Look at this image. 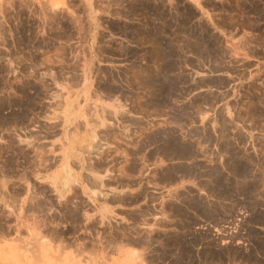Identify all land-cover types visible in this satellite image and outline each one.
Here are the masks:
<instances>
[{"label":"rangeland","instance_id":"obj_1","mask_svg":"<svg viewBox=\"0 0 264 264\" xmlns=\"http://www.w3.org/2000/svg\"><path fill=\"white\" fill-rule=\"evenodd\" d=\"M0 264H264V0H0Z\"/></svg>","mask_w":264,"mask_h":264},{"label":"crops","instance_id":"obj_2","mask_svg":"<svg viewBox=\"0 0 264 264\" xmlns=\"http://www.w3.org/2000/svg\"><path fill=\"white\" fill-rule=\"evenodd\" d=\"M131 42L129 41V40H127L126 41V45L127 46H132V44H130ZM127 89H129V88H127ZM134 103L133 102H130L128 99L126 100V102H124V105L128 108V110H129V108H130V106L131 105H133ZM27 219V218H26ZM83 219V222L84 221H86V218H82ZM96 219V218H95ZM91 218H89V220H88V224H91ZM43 235V234H42ZM46 237L48 238L49 237V234H46ZM41 250H43V249H41ZM42 254V253H41Z\"/></svg>","mask_w":264,"mask_h":264}]
</instances>
